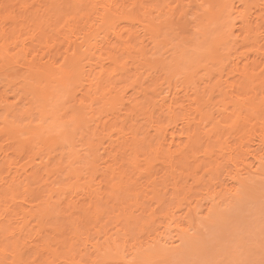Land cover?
<instances>
[{"label":"bare ground","instance_id":"1","mask_svg":"<svg viewBox=\"0 0 264 264\" xmlns=\"http://www.w3.org/2000/svg\"><path fill=\"white\" fill-rule=\"evenodd\" d=\"M263 23L264 0H0V264L193 250L199 216L264 175V62L235 64L264 61ZM225 70L215 122L202 84Z\"/></svg>","mask_w":264,"mask_h":264},{"label":"rangeland","instance_id":"2","mask_svg":"<svg viewBox=\"0 0 264 264\" xmlns=\"http://www.w3.org/2000/svg\"><path fill=\"white\" fill-rule=\"evenodd\" d=\"M252 12L253 24H257L258 21L256 20V17L259 13V10L253 9ZM245 47V45L240 47L238 51H245ZM248 56H246V58L244 57L239 59L240 62L235 59V64L238 63L237 68L242 69V66L248 60H251L250 62L253 65V68L257 70V73H259L261 71L260 68H262L260 67V65L263 66L264 61L252 53L248 54ZM227 73L228 70H225L223 73L226 77L222 78V86L218 87L216 86V84H202V88L207 89V92L205 94L206 96L212 95V91L215 88L218 89L213 94V101H215V105L211 109V113L214 115L213 117L215 122H224L225 116L233 110V106L231 107L230 105H234V103L231 104V102H229V98L234 97L232 95L236 96V93H239L237 89L224 88V84L227 83L225 81L227 80V75H225ZM228 77H230L229 82H231L232 75ZM203 85H206V87H204ZM226 90H228L227 93L229 97L228 103L225 102L227 104L223 103L222 101L225 99L223 97V94L226 92ZM205 125H207L205 130H208L213 126L212 124L208 125L207 123H205ZM172 129L173 128H170V131ZM215 132L216 133L211 138L212 142L218 141L219 139L224 140L225 137H217V135L220 133L219 129H217ZM168 139H170V136L168 137ZM233 140H235V137L232 135L228 139L230 145L233 144ZM254 143H256V139H253L251 141V144ZM200 155L201 154L198 155V160H200L198 162L203 164L204 158H202L203 156ZM236 155L237 154L233 155L235 156V159ZM251 162H253V160L249 158L248 163ZM189 163L190 164L185 169L186 171L188 170V173L196 172L197 176L202 177L207 170L204 166L200 168L196 167L197 163L194 161H189ZM221 163L223 165V169L221 170V172H218V174H223L226 170L233 171L232 166L227 165L228 163L226 162V160L222 161ZM156 170H158L159 172L162 170V168L157 167ZM241 173H244V170ZM208 176L209 175L206 174L205 179H208ZM224 178L225 176H223L221 179L223 180ZM227 181L228 179L225 180L226 183ZM247 182L248 186L250 187L248 193L236 197L237 199H230L231 202H229V199L223 198V202H225V204L227 205L225 206L224 204L222 207H220V213L216 215L214 214L213 217L208 221L209 224L207 222H205V224L204 222H202L201 219L203 217V214L199 216V218L197 219L198 221H196V225H200V241L198 245L195 246L197 248L194 247L195 250H191V248L190 250L188 249V251L185 250V252L183 250V252L180 251L170 254L167 253L165 255L162 254L163 256L161 255L159 258H157L156 262L153 264H264V175L253 176L252 174V176L247 177ZM203 184H206V182L204 181ZM190 186L194 187L193 190L195 194L200 193L201 189H198L200 188V186L194 185L192 181H188L187 185L184 188ZM78 198L79 200L82 199L81 197Z\"/></svg>","mask_w":264,"mask_h":264}]
</instances>
